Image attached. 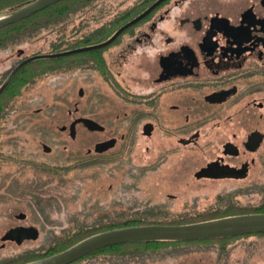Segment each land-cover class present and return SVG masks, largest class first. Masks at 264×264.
I'll return each mask as SVG.
<instances>
[{"label":"rangeland","instance_id":"1","mask_svg":"<svg viewBox=\"0 0 264 264\" xmlns=\"http://www.w3.org/2000/svg\"><path fill=\"white\" fill-rule=\"evenodd\" d=\"M132 1L99 0L91 10L27 39L11 53L0 54V75L18 58L20 47L25 56L30 55L44 49L56 35L67 33L81 18L88 17L93 26L99 17ZM120 45H111L109 52ZM139 62L150 66L144 58L133 59L131 68H137L136 72L143 68ZM28 78H21L0 102V230L34 225L40 234L37 240L25 241L21 249L13 246L6 254L0 252L4 258L25 251L5 264H20L25 255L45 251L75 229L94 228L102 221H170L171 217L201 214L230 203L248 204L247 200L232 199L236 187L196 180L194 172L203 160L200 152L159 134L131 137L126 113L133 107L95 70L76 69L39 79L34 85L27 83ZM80 115L98 121L105 130L90 131L78 124L72 138L69 126ZM111 138L118 140L113 149L95 152L98 142ZM44 145L51 151L46 152ZM176 145L180 149L173 147ZM124 147L123 160L109 161ZM21 212L27 215L25 219L16 218ZM225 244L181 243L159 247L153 254L130 249L126 252H135V256L94 257L78 264H215L219 257L228 256ZM240 252L237 247L232 257Z\"/></svg>","mask_w":264,"mask_h":264},{"label":"flooded vegetation","instance_id":"2","mask_svg":"<svg viewBox=\"0 0 264 264\" xmlns=\"http://www.w3.org/2000/svg\"><path fill=\"white\" fill-rule=\"evenodd\" d=\"M140 21L102 51L92 52L89 57L94 61L85 58L80 69L98 72L102 81L133 107L126 113L131 137L159 134L200 152L203 160L194 172L197 181L236 187L233 200H247L245 206H262L264 0H164ZM103 24L101 21L89 28ZM119 43L118 50L110 53V46ZM24 54L20 51L13 59L0 87L21 61L33 56ZM140 58L150 66L139 62L143 68L136 72L137 68H131L132 60ZM81 118L90 117L75 118L69 130L73 122H77L76 130L78 124L84 125L78 121ZM199 171L203 177L196 176ZM24 228L38 229L19 224L0 230L1 253L21 249L25 241L39 238V229L34 238L26 230L20 231ZM224 241L228 256L219 257L215 264H264V233ZM237 247L241 252L233 258ZM23 252L0 258V264L14 261Z\"/></svg>","mask_w":264,"mask_h":264},{"label":"trees","instance_id":"3","mask_svg":"<svg viewBox=\"0 0 264 264\" xmlns=\"http://www.w3.org/2000/svg\"><path fill=\"white\" fill-rule=\"evenodd\" d=\"M32 0H0V15L11 12L14 9L19 8L30 2ZM99 0H60L56 3H53L31 15H28L22 19H19L15 22L9 23L7 25L0 27V54L2 53H11L13 47L23 44L24 42L30 40V38L40 36L43 31L46 29H53L57 27L64 21H69L71 18L76 17L81 13H85L86 10H91L92 7ZM153 0H134L128 6L120 7L116 9L112 13H106L102 17H99L98 23L102 21L103 26L99 28H89L91 26V22L88 17L81 18L78 22H74V24L68 28L67 33H61L51 38L47 46L44 49H40L38 51H34L30 55L35 54H45V53H55L61 52L65 50L73 49V47L83 46L87 44H92L96 42H100L106 37L112 35L122 23L130 20L135 17L139 13H141L149 3ZM109 10H107L108 12ZM139 21L138 23H140ZM134 25L129 28L132 29ZM128 28V29H129ZM127 30V29H126ZM25 51L23 47H20L18 53L20 51ZM102 51V49L81 52L73 55H68L59 58H42L32 61L23 67L17 75L13 78L11 83L8 85L7 89L3 93L1 100L4 95L9 93V91L14 87L16 83L21 81L23 77H29L30 80L27 82L29 85H34L39 79L43 77H49L55 75L57 73L66 72L67 70L80 69L84 66L81 64L82 60L85 58L90 61L89 54L92 52ZM10 58H13L10 56ZM13 66V64H11ZM11 66V67H12ZM10 67V68H11ZM10 68L1 73L0 80L3 79ZM28 78V79H29ZM27 84V85H28ZM26 87V84L22 86V88ZM20 89V91L22 90ZM0 100V102H1ZM129 137L126 136V138ZM130 138V137H129ZM127 140L125 144H127ZM127 148V147H126ZM126 148L124 147L121 151L120 155L114 157L109 161H118L123 160V156L125 154ZM132 148V147H131ZM81 164V163H79ZM261 212L264 213V204L260 207H252L245 206L241 204H227L218 209H211L208 212H204L196 215H187V216H175L171 217L170 221L166 219H157L149 222H145L142 220H128L122 222H116L109 224V221H102L94 228L80 229L77 228L73 232H70L63 239L56 241L54 244H51L45 251H40L37 254H29L25 255L23 261L20 264H24L30 261H34L37 259H41L50 255H54L61 251H64L80 241L103 231L120 228L125 226H133V225H142V224H187V223H195L205 220L217 219L221 217L231 216V215H239V214H249ZM205 215V216H204ZM227 238H219V239H208V240H197V241H137V242H129L107 246L101 249H98L83 258L71 263L78 264V262H82L84 260H90L94 257L106 258L110 257L111 259L117 255L122 254L123 256H135V252H126V250L130 249H143L145 253L153 254L157 249H162L164 247L170 245H178L181 243H203V242H215V241H224ZM152 251V252H150ZM126 258V257H122Z\"/></svg>","mask_w":264,"mask_h":264},{"label":"water","instance_id":"4","mask_svg":"<svg viewBox=\"0 0 264 264\" xmlns=\"http://www.w3.org/2000/svg\"><path fill=\"white\" fill-rule=\"evenodd\" d=\"M58 1L60 0H32L11 12L1 14L0 27L31 15ZM163 1L164 0H155L141 13L121 25L108 39L102 42L73 47V49L61 52L36 54L24 59L12 70L7 79L1 85L0 96L17 73L32 61L42 58H59L81 52L102 49V47L113 42L127 28L143 19ZM80 95H83V90L80 91ZM78 121H82L90 131L105 130V127L102 124L92 118H81ZM76 123L77 122H73L70 128V135L72 138H75L76 136ZM116 144L117 138L98 142L95 145V152L104 153L114 148ZM44 150L50 152L51 147L49 145H44ZM196 176L200 178L204 175L202 171H199ZM18 217L20 219H25L27 215L21 212ZM22 230L25 231L26 229H20V231ZM26 231L28 234L31 233L29 235L34 238L39 234V230L36 228H28ZM252 233H264V213L231 215L187 224H142L125 226L94 234L64 251L25 264H71L98 249L129 242L157 240L197 241L241 236Z\"/></svg>","mask_w":264,"mask_h":264}]
</instances>
